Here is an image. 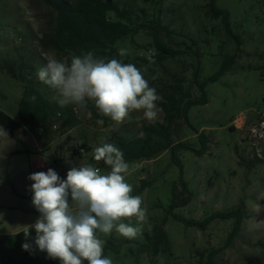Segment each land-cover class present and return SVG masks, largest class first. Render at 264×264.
I'll list each match as a JSON object with an SVG mask.
<instances>
[{
	"label": "rangeland",
	"instance_id": "rangeland-1",
	"mask_svg": "<svg viewBox=\"0 0 264 264\" xmlns=\"http://www.w3.org/2000/svg\"><path fill=\"white\" fill-rule=\"evenodd\" d=\"M115 1L120 8L131 10L135 22L160 17L172 32L161 33L160 38L181 52L155 69L135 64L150 87H154L153 83L161 87L173 82L172 74H178L184 77V86L190 93L198 97V83L207 81L231 57L235 59L218 81L207 82L208 103L188 112L190 123L208 139L205 153L176 150L182 167L174 162L170 149L154 159L127 162L126 182L133 187L132 195L142 197L147 219L142 223L135 217L122 221L140 227L134 239L123 237L115 229L110 234L97 230L98 238L104 242V256L113 264H204L207 255L203 258L198 252L223 248L215 257L218 264H264V0L216 1V7L228 12L231 31L238 41L227 35L221 17L207 13L208 0ZM54 18V12L42 0H0V109L15 119L19 118L26 82L11 77L4 69L5 63H24L21 72L31 80L30 88L49 102H56V92L37 77L46 57L65 60L41 45ZM117 47L124 49V56L130 60L148 58L155 51L153 39L145 32L123 38ZM63 108L71 109L77 125L64 126L66 116L62 115L55 119L48 135L43 131L32 134L39 144L45 140L44 146H38L44 148L42 153H19L27 147L36 149L35 142L25 141L22 129H16L14 137L4 130L10 141L0 139V264H60L48 259L34 243L36 233L30 226L40 214L31 203L33 182L27 179L30 174L52 168L66 179L71 168L88 165L106 174L110 169L94 160L96 147L103 142L113 143L116 136L138 137L143 126L162 122L165 117L162 110L156 120L147 121L141 110L130 113L121 124L98 123L93 106L89 107L90 115L81 114L79 118L72 106ZM176 139L197 150L201 148L198 135L184 121ZM82 146V156L74 155L73 150ZM181 180L193 197L187 205L171 212L175 187L182 196ZM143 182L147 183L144 189ZM238 207L243 220L228 245L234 217L216 218L205 230L180 220L201 221L213 213ZM156 225L163 227L169 243L167 249L162 246L152 254L146 247ZM27 228L30 235L26 239L23 231ZM24 243L31 245L30 251L22 248Z\"/></svg>",
	"mask_w": 264,
	"mask_h": 264
},
{
	"label": "clouds",
	"instance_id": "clouds-1",
	"mask_svg": "<svg viewBox=\"0 0 264 264\" xmlns=\"http://www.w3.org/2000/svg\"><path fill=\"white\" fill-rule=\"evenodd\" d=\"M119 55L123 57L125 50L120 49ZM155 55L153 50L149 64L155 63ZM37 77L56 92L57 104L72 106L78 118L91 114L90 102L100 116L116 124L123 123L133 111L142 110L147 121L156 120L162 111L157 103L161 97L155 87L149 86L141 69L100 56L96 50H81L70 60L48 56ZM31 99L35 101V97ZM0 139L10 141L2 127ZM94 160L103 161L110 171L102 174L100 168L88 165L71 168L66 179L52 168L27 177L33 182L31 203L40 214L30 226L36 233L34 243L48 259L60 264H113L104 256V242L97 230L110 234L115 229L123 237L134 239L140 227L122 221L135 217L142 223L147 219L142 197L132 195L133 187L126 182L129 164L123 151L114 143L103 142L94 149ZM23 232L27 239L29 228ZM22 248L30 251L31 245L24 243Z\"/></svg>",
	"mask_w": 264,
	"mask_h": 264
},
{
	"label": "trees",
	"instance_id": "trees-1",
	"mask_svg": "<svg viewBox=\"0 0 264 264\" xmlns=\"http://www.w3.org/2000/svg\"><path fill=\"white\" fill-rule=\"evenodd\" d=\"M216 1L208 0L206 4L207 13L213 17H221L227 35L238 41L237 36L231 31L228 12L216 7ZM42 2L54 12L55 18L50 27L51 31L41 39V45L45 50L52 49L56 51L65 60H70L73 55H79L81 50H96L98 55L106 56L109 59L116 58L126 64H145L151 67V69H155L157 66L163 65V61L166 59L181 54L180 51L171 48L160 38L161 33L169 35L172 32L167 26L162 24L158 16H154L149 20L135 22L131 10L128 8H120L115 0H42ZM156 2L159 3L160 1ZM140 32L147 33L153 39L156 53L154 64H149L148 58H143L142 56L130 60L125 56L121 57L119 55L117 47L119 41L129 35L134 36ZM234 59V57H231L228 61L224 62L219 71L209 77L207 81L198 83V89L200 91L198 97H194L190 93L184 86V77L178 74H172L173 82L165 83L161 87L157 83H153L157 93L162 96V100L157 103L165 114L164 120L154 125L143 126L141 128L142 135L138 137H115L113 143L123 151L126 162L154 159L164 151L170 149L174 162L182 167L180 160L176 156V150L190 149L197 155L205 153L208 139L190 123L188 112L192 107L206 105L208 103L209 96L206 91L207 82L218 81L228 69L229 65L233 63ZM25 66L22 62L4 64V69L11 77L23 83L26 82V84H24L23 97L19 104L18 119L11 117L0 109V125L3 129L13 137L15 136L16 129H24L32 134H38L43 131L48 135L55 119L62 115L66 116L64 126H76L77 119L71 115V109L60 107L57 102H49L46 98L34 91L33 88H30L31 80H26L21 72ZM197 74L198 69L193 72L195 79ZM32 97H35V101L31 99ZM90 106L94 107L91 102L89 103ZM95 111L97 119L103 120L105 123L112 121L108 117L100 116L96 109ZM181 121L188 124L198 135V140L201 145L199 150L195 149L192 144L176 139ZM81 149H84V146L79 149H74V155L81 157ZM23 152L28 154L36 153L29 148H26L22 152L19 151V153ZM256 161L259 162L261 160L256 158ZM99 165L110 169L103 161H99ZM181 185L182 196H179L176 193L177 188H174L173 201L170 205L171 212L178 207L187 205L193 197V192L183 180H181ZM146 186L147 183L143 182L142 189ZM240 210L238 207V209L225 213H213L201 221L180 220L187 226L205 230L208 224L216 218L227 219L234 217L236 221L228 238L226 244L228 245L233 241L240 229L243 220V212H240ZM152 232L151 238L147 234L149 243L146 249L148 252L150 251L152 254H156L162 246L167 249L169 242L163 227L156 225L153 227ZM222 249L213 248L198 253L203 258L207 255L206 260L203 261L202 258L204 264H218L215 262V257Z\"/></svg>",
	"mask_w": 264,
	"mask_h": 264
},
{
	"label": "crops",
	"instance_id": "crops-1",
	"mask_svg": "<svg viewBox=\"0 0 264 264\" xmlns=\"http://www.w3.org/2000/svg\"><path fill=\"white\" fill-rule=\"evenodd\" d=\"M23 130V135H24V137H25V141H30V142H35V148L36 149H34V148H32V147H27V148H29L30 150H32V151H34V152H41L44 148H41V146L40 147H38L40 144L42 145L43 144V146H44V141L45 140H43V142L42 143H40L39 144V142H36L35 141V139H34V136L32 135V133H30L29 131H25L24 129H22ZM41 132H39L38 134H40ZM38 141V140H37ZM50 145V144H49ZM49 145H47V147L49 146ZM42 153V152H41ZM32 155H37L36 153H31Z\"/></svg>",
	"mask_w": 264,
	"mask_h": 264
},
{
	"label": "built area",
	"instance_id": "built-area-1",
	"mask_svg": "<svg viewBox=\"0 0 264 264\" xmlns=\"http://www.w3.org/2000/svg\"><path fill=\"white\" fill-rule=\"evenodd\" d=\"M261 126L264 128V121L261 122ZM80 151H81V153L83 154L84 149H81Z\"/></svg>",
	"mask_w": 264,
	"mask_h": 264
}]
</instances>
